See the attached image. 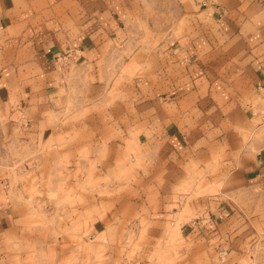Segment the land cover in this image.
<instances>
[{
    "label": "crops",
    "instance_id": "0c3cea01",
    "mask_svg": "<svg viewBox=\"0 0 264 264\" xmlns=\"http://www.w3.org/2000/svg\"><path fill=\"white\" fill-rule=\"evenodd\" d=\"M1 120L121 191L50 241L0 171V264L79 254L114 215L160 249L132 264H264V0H0Z\"/></svg>",
    "mask_w": 264,
    "mask_h": 264
},
{
    "label": "rangeland",
    "instance_id": "374dc122",
    "mask_svg": "<svg viewBox=\"0 0 264 264\" xmlns=\"http://www.w3.org/2000/svg\"><path fill=\"white\" fill-rule=\"evenodd\" d=\"M11 128L6 122L0 121V171L12 190L18 193L20 201L27 207L28 203L31 204L38 223L43 219L42 212L49 214L50 241L61 240L63 237L65 240L73 238L72 231H56L57 227L66 228L73 218L80 221L90 215L103 218L106 212L120 207L119 199L114 198L121 191L119 185L103 181V174L98 173L96 176L99 178L94 177V168L86 166L74 169L71 165L68 166L69 161L73 162L72 152L58 153L56 148L42 151L36 146L31 149L28 138L14 135ZM80 156L82 160L88 159V154L81 153ZM112 219L117 229L109 233V237H96L93 240V237L89 239L90 235L83 231L75 232V237L81 240L80 253L74 254L67 248L52 247L48 264H126L122 263V258L132 264L131 258L145 255L152 260L158 255L160 249L148 243V233L138 232L132 225L123 227L116 215ZM20 238L27 242L28 233L22 234ZM104 239L108 241L105 242ZM4 251L8 256L1 259L5 261L1 264L14 263L15 256H10V253L21 256L19 261L17 259V264L28 263V258L23 257L26 250L6 247Z\"/></svg>",
    "mask_w": 264,
    "mask_h": 264
},
{
    "label": "built area",
    "instance_id": "2783aa9c",
    "mask_svg": "<svg viewBox=\"0 0 264 264\" xmlns=\"http://www.w3.org/2000/svg\"><path fill=\"white\" fill-rule=\"evenodd\" d=\"M227 255H228L227 251L222 250V251L219 252V262H220V264H224L226 262Z\"/></svg>",
    "mask_w": 264,
    "mask_h": 264
}]
</instances>
